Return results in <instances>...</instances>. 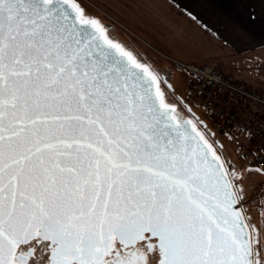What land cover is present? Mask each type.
Returning a JSON list of instances; mask_svg holds the SVG:
<instances>
[{
  "label": "snow or ice",
  "instance_id": "obj_1",
  "mask_svg": "<svg viewBox=\"0 0 264 264\" xmlns=\"http://www.w3.org/2000/svg\"><path fill=\"white\" fill-rule=\"evenodd\" d=\"M114 32L0 0V264H264L245 171Z\"/></svg>",
  "mask_w": 264,
  "mask_h": 264
},
{
  "label": "crops",
  "instance_id": "obj_2",
  "mask_svg": "<svg viewBox=\"0 0 264 264\" xmlns=\"http://www.w3.org/2000/svg\"><path fill=\"white\" fill-rule=\"evenodd\" d=\"M98 1L165 59L214 65L264 90V0Z\"/></svg>",
  "mask_w": 264,
  "mask_h": 264
},
{
  "label": "built area",
  "instance_id": "obj_3",
  "mask_svg": "<svg viewBox=\"0 0 264 264\" xmlns=\"http://www.w3.org/2000/svg\"><path fill=\"white\" fill-rule=\"evenodd\" d=\"M173 62L177 71L193 78L191 100L216 120L220 133L245 136L244 157L251 158V166L264 170V90L214 65Z\"/></svg>",
  "mask_w": 264,
  "mask_h": 264
},
{
  "label": "rangeland",
  "instance_id": "obj_4",
  "mask_svg": "<svg viewBox=\"0 0 264 264\" xmlns=\"http://www.w3.org/2000/svg\"><path fill=\"white\" fill-rule=\"evenodd\" d=\"M77 2L81 4L87 15L99 19L105 25L110 26V28H114L115 32L112 33L113 35L118 37L119 40L130 47V49H133L134 54H139V58H141L143 62L148 63L149 66L158 71L159 77L163 82L161 84L162 89L165 87V84H170L171 88L175 90V96L171 99L176 107L178 105L180 106L179 102L183 100L189 105L193 112L199 116L200 120L205 122L208 128L214 132L216 139L226 149L231 163L235 165L237 169L243 170L246 173V178L242 180V185L248 200V212L255 222V227L264 233V206L259 203L260 199L264 197V174L250 170V167H252L250 162L252 160L251 158L244 157V148L241 147L242 144L247 143L246 137L238 134L230 133L225 135L220 133L219 125L216 120L212 119L209 114L204 111V108L202 109L194 100H191L189 89L193 78L184 72L177 71L173 59L169 57L165 59V56H162L160 52L155 50L154 46L147 38H142V36L136 34L134 29L125 25V23L119 19V16L117 17V14H115V16L111 10L105 9L102 2L98 0H77ZM167 61H169L173 67L170 66ZM161 75H165L166 80H163ZM253 201L257 202L253 203Z\"/></svg>",
  "mask_w": 264,
  "mask_h": 264
},
{
  "label": "flooded vegetation",
  "instance_id": "obj_5",
  "mask_svg": "<svg viewBox=\"0 0 264 264\" xmlns=\"http://www.w3.org/2000/svg\"><path fill=\"white\" fill-rule=\"evenodd\" d=\"M163 76L164 75H161V77H163ZM179 103H180V106L178 105L176 107L177 111L181 112L188 119H193V117H195L196 120L200 121L201 125H203L202 120H200L199 116L195 112L189 110L188 105L183 100H181ZM201 125H198V128L201 127ZM207 128H208V126H207ZM208 129H210V128H208ZM211 132H213V131L211 130ZM213 134H214V132H213Z\"/></svg>",
  "mask_w": 264,
  "mask_h": 264
},
{
  "label": "water",
  "instance_id": "obj_6",
  "mask_svg": "<svg viewBox=\"0 0 264 264\" xmlns=\"http://www.w3.org/2000/svg\"><path fill=\"white\" fill-rule=\"evenodd\" d=\"M162 79L163 80H166L165 79V75L162 77ZM188 108H189V110H191V111H193L190 107H189V105H188ZM181 113V112H180ZM181 116H182V118H186L182 113H181ZM186 119H188V118H186ZM202 124L203 125H207L205 122H203L202 121ZM250 170H253V171H257V170H261V169H259V168H257V167H250ZM257 172H259V171H257Z\"/></svg>",
  "mask_w": 264,
  "mask_h": 264
},
{
  "label": "trees",
  "instance_id": "obj_7",
  "mask_svg": "<svg viewBox=\"0 0 264 264\" xmlns=\"http://www.w3.org/2000/svg\"><path fill=\"white\" fill-rule=\"evenodd\" d=\"M213 133V132H212ZM215 135V134H214ZM218 141V140H217ZM218 143L220 144V145H222L219 141H218Z\"/></svg>",
  "mask_w": 264,
  "mask_h": 264
}]
</instances>
